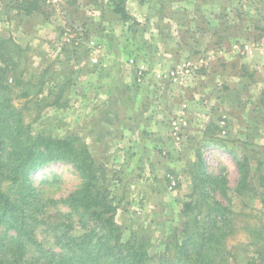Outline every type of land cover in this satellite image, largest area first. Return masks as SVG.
<instances>
[{"label": "rangeland", "instance_id": "1", "mask_svg": "<svg viewBox=\"0 0 264 264\" xmlns=\"http://www.w3.org/2000/svg\"><path fill=\"white\" fill-rule=\"evenodd\" d=\"M29 1L1 0L0 37L13 39L24 49L28 60L25 75L28 78L31 74L47 73L44 92L39 98L54 86L52 80L62 82L61 77L50 79V73L58 76L67 74L74 79L65 87L59 104L41 107L42 110L37 105V97L29 103L23 97L15 98L17 106L25 105V119L32 131L59 137L74 134L88 144L95 162L103 166L99 169V183L109 185L118 205L116 222L124 237L133 230L149 231L153 235L151 252L161 251L165 236L180 224L181 206L192 191V171L198 166V161L202 160L209 171L223 172L226 166L230 189L227 202H223L229 203L234 213L237 212L234 217L236 232L229 237L227 244L238 260L247 261L252 253L246 251L253 238L252 229L260 230L264 235V180L259 177L264 176V0H139L150 12L145 22L154 21L155 27H159L161 40L159 38L158 43L153 38L146 39L148 31L141 33L144 29L137 19L122 21L127 24L125 44L131 45L130 51H133L126 55L132 56L137 67L130 61H123L125 64L120 68L124 71L108 76L110 81L106 90L110 91L109 94L107 92L110 105L107 110L111 109L108 114L115 113L114 104H129L143 99L151 104H159L160 101L165 108L154 111L162 112L163 122L169 126V122L177 119L181 124V140L175 137L171 125L163 148L158 149L157 144L147 141L150 154H147L148 148L144 151L142 143L146 142L141 136L142 140L137 142L125 140L126 132L113 125L115 119L110 118V124H97L92 120V84L96 89L102 87L92 78L94 46L99 44L93 27L100 22L102 28L104 18H109L110 23L114 18L122 20L114 11L113 0H82L78 4L77 0L75 3L70 0L54 3L38 0L37 10L43 13V18L51 21L50 16L57 15L55 19L59 20L51 28L52 32L37 29V41L33 45L28 43L29 36L24 34L23 27L28 16L24 5ZM19 4L20 7L17 6ZM75 4L79 6L76 9L78 22L66 16L69 5ZM80 13L83 19H80ZM94 13L97 17L101 15V19H96ZM168 15L178 25L179 40L171 48H177L173 54L177 63L175 60L164 63L155 71L151 60L140 61L145 59L144 55L147 60L154 51L169 50L167 28L172 21ZM153 17L158 20H153ZM105 29L103 25L102 31ZM233 41L249 44L252 52L242 55L234 51ZM136 44L142 47L140 52L133 48ZM208 49L217 52L223 49L231 53L229 57H221L212 63V75L205 66L188 78L185 86L157 77V73H166L175 63L181 62V58L207 57ZM139 66L146 68L141 81L137 76ZM103 69L101 74H105ZM201 72L205 74L203 81L198 77ZM119 88L123 94L118 92L116 98L114 91ZM15 90L18 88L14 85L12 92L18 94ZM124 107L120 108L121 113L126 112ZM187 116H191L193 126ZM130 125L135 129L140 126L139 123ZM190 130L195 131L192 136ZM234 157L246 158L251 164L249 186L244 192L236 190L240 175ZM55 177L64 181L62 187L51 189L47 185L46 196H65L80 182L78 174L61 162H51L31 174L35 184ZM173 181L176 185H172ZM216 198L220 199V195L217 194ZM61 206V209L66 207Z\"/></svg>", "mask_w": 264, "mask_h": 264}, {"label": "trees", "instance_id": "2", "mask_svg": "<svg viewBox=\"0 0 264 264\" xmlns=\"http://www.w3.org/2000/svg\"><path fill=\"white\" fill-rule=\"evenodd\" d=\"M37 2L30 0L24 10L38 9ZM125 3L113 0L114 11L129 20ZM23 54L17 41L0 37V264H264L262 231L252 229L247 261L238 260L228 246L237 214L223 202L230 189L228 169L209 171L202 160L192 171L193 187L181 206V222L163 239L164 248L151 252L149 231L133 230L125 238L109 185L99 183L103 166L95 162L88 144L74 134L34 133L25 119V105L15 104V98L28 103L39 98L47 80L46 72L25 75L28 60ZM50 76L62 82L52 80L54 86L36 101L40 108L59 104L74 80L67 74ZM14 85L18 94L12 92ZM234 160L240 175L236 190L244 192L251 164L246 158ZM51 162L69 165L80 177L76 188L59 198L46 196V186L57 189L63 180L35 184L31 179Z\"/></svg>", "mask_w": 264, "mask_h": 264}, {"label": "crops", "instance_id": "3", "mask_svg": "<svg viewBox=\"0 0 264 264\" xmlns=\"http://www.w3.org/2000/svg\"><path fill=\"white\" fill-rule=\"evenodd\" d=\"M71 3H75L74 0H70ZM77 4L80 2H83L82 0H77L76 1ZM77 4L75 5H69V9H67L66 11V16H68L69 19H74L73 21H77V16H79L76 11L77 9ZM136 5V6H135ZM95 7V6H93ZM79 8V6H78ZM146 4L141 3L139 0H129L128 1V6L126 7L127 12L129 13V15L131 16V19H137L139 22L142 23L141 26H143L142 28L144 30L141 31V33H145L146 31H148L146 34V39L148 38L149 40H151L153 38V41H156V43H158L161 40V36H159V27H155L154 25V21H148L145 22L149 17H150V12L146 11ZM0 9H1V0H0ZM96 11L93 9V12ZM37 13V14H36ZM27 19L26 21H24L23 23L25 24L24 27V31H25V35L29 36V41L28 42L30 45H33V43L35 44V42L37 41V29L40 30V32L44 31V32H52L51 28L53 29V26L57 23V21L55 18H57V15H52L51 17V21L46 20L43 15L42 12H39L37 9L28 13L26 11ZM59 15V14H58ZM95 18L96 19H101V15L99 17H97V13H94ZM60 16V15H59ZM133 16L135 18H133ZM169 16V20L172 21L171 16ZM63 17V16H62ZM83 17L82 13H80V19ZM159 17V16H157ZM65 18V17H63ZM95 19V20H96ZM146 19V20H145ZM153 20H158L155 19L154 17L152 18ZM79 20V18H78ZM119 20L118 18H114L113 23L108 22L109 18H104L102 19V21L104 22V27L106 26L105 32L102 31L103 29V25L102 28L100 27V22H97V27L94 26V31H96V35H95V39L99 42V44L95 43L96 45L94 46V58H92V78L96 79V83H98L97 81H99V83L102 85V87H99L98 89H96L97 87L92 84V120H94V123H107L110 124V121H108L110 118L115 119V123L113 125H118L120 126V128L126 132V137L125 140L130 141L132 140L133 142H137L136 140H142L141 138H143V142L142 146L144 151H147L148 148V152L147 154H150L151 149H149V143H152L153 145L162 147L163 148V142L167 141L168 139H166V133L168 131L169 128H171V122H169V126L166 125L165 122H163L164 118H161L162 116V112H156L154 110H158L159 108H165V105L161 104L160 101L159 104H156L155 102H153V104H151V102H147L146 100H139L136 102H129V104H126V106L124 107L123 103H120V105L117 104H112L114 106V110L115 113H111L112 115L108 114V111L111 110H107L108 106L110 105V103L108 102V95L107 92L109 94V90L107 89V83L110 77H108L110 74L113 76L117 75V72H122L124 71L123 69H121L120 67L125 64L124 62L126 61H130V56H128V54L126 55L127 52H133L130 51V47L131 45L129 44H125L126 39H124V36L126 35L127 32V24L126 22L125 25L123 24V21ZM169 20H165V22L169 21ZM13 22V21H10ZM78 22V21H77ZM14 23V22H13ZM169 23V22H168ZM174 22H170V24H168V28H167V32H168V36L169 38H164L168 40V44H169V50L166 51L160 49L159 51H154L153 53H150L149 58L146 60V57L144 55L145 59H142V61L140 62H150L152 67H156L155 71H157V68L160 67L161 65L164 66V63H171L174 62L175 57L173 56V54L175 53L176 49H171L172 47L175 46L176 42L178 43V36H177V24H174ZM19 28H22V26H19ZM23 29V28H22ZM140 29V28H139ZM163 30H165V28H163ZM158 33V34H157ZM155 36H159V37H155ZM160 38V40H158ZM163 39V38H162ZM36 40V41H35ZM35 41V42H34ZM146 41V40H145ZM235 42V41H233ZM232 42V43H233ZM136 52H140L142 49V47L139 44H136V46L133 47ZM208 53H206L207 59H208V64L205 68H207L208 72H211V75L213 74L212 71V63L216 61V59H219L221 57L223 58H227L229 57V55H231V53H227L225 52V50L220 49L217 51H212L211 49H208ZM144 54V51H143ZM127 56V57H126ZM135 58V57H134ZM152 58V59H151ZM136 59V58H135ZM182 60H184V58H181ZM179 61H182V60ZM140 60V59H139ZM159 60V61H158ZM214 60V61H213ZM124 61V62H123ZM154 61V65H152ZM176 62V60H175ZM177 63V62H176ZM176 63L174 65H176ZM131 64V63H130ZM132 65V64H131ZM136 66V65H135ZM161 66V67H162ZM123 67V66H122ZM104 68V69H103ZM104 70L105 74H101ZM204 69V68H203ZM122 70V71H121ZM101 76H104L101 79ZM205 74L204 73H199L198 77L203 81ZM98 78V79H97ZM105 78V80H104ZM112 85V84H111ZM124 86V85H123ZM105 88V90H103ZM120 88H124V87H120ZM118 89L117 91H114L116 94V98L118 97L117 94L120 90L122 89ZM125 90V89H124ZM93 91H96L93 93ZM98 91V92H97ZM98 93V94H97ZM119 94H123L121 92H119ZM119 98H122V95H119ZM161 104V106H160ZM170 104V101H169ZM126 110V112L123 111V113L120 112V108H123ZM199 107H204L203 105H199ZM100 110V111H99ZM165 110V109H164ZM94 116V117H93ZM118 117V118H117ZM187 118H189L190 121V125L193 126V120L191 119V116H187ZM142 119V121H141ZM143 121H145V124L142 125ZM141 122V123H140ZM140 126H138L137 129H135L134 127H132L130 124L134 125V124H138ZM132 129H131V128ZM171 131V130H170ZM169 133V132H168ZM195 131L193 132V130H190V135L192 136V134H194ZM141 136V138H140ZM144 137H146V139H144ZM150 138L149 140L147 139ZM164 144H167L165 143Z\"/></svg>", "mask_w": 264, "mask_h": 264}, {"label": "built area", "instance_id": "4", "mask_svg": "<svg viewBox=\"0 0 264 264\" xmlns=\"http://www.w3.org/2000/svg\"><path fill=\"white\" fill-rule=\"evenodd\" d=\"M50 1H52L53 3L55 1L57 2V0H50ZM232 47L234 51H237L242 55L250 54L252 52L250 45L246 44L245 42L244 43L235 42ZM130 63L132 65L135 64V60L131 58ZM207 64H208V59L205 56L186 58L181 62H179L174 67H172L166 73L165 72L157 73V77L168 78L170 81L176 83L177 85L185 86L187 85L188 78L196 75L201 69L207 66ZM137 69H138V73H137L138 80L141 81L144 78L146 68H144L143 66H139ZM171 125L173 126L172 128H174V130L172 131L175 134V137L178 140H181V136L179 132L181 128V124L179 120L177 119L173 120ZM172 185H176V183L173 181Z\"/></svg>", "mask_w": 264, "mask_h": 264}]
</instances>
